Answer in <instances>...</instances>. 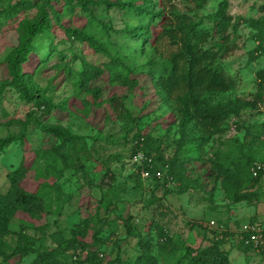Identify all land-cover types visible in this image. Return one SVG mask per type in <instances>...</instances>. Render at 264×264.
I'll use <instances>...</instances> for the list:
<instances>
[{
  "label": "rangeland",
  "instance_id": "1",
  "mask_svg": "<svg viewBox=\"0 0 264 264\" xmlns=\"http://www.w3.org/2000/svg\"><path fill=\"white\" fill-rule=\"evenodd\" d=\"M107 1L112 6L106 7L102 3L88 5V14L87 11L79 12L77 7L69 12L68 8H64L63 1L55 4L58 22H54L53 15L50 16L54 23L51 30L48 35L39 39L26 63L21 66V72L26 73V78H30L28 88L34 99L45 100L53 106L61 103L62 108L55 107L48 115L39 118L42 110L36 111L32 102H26L22 98V91L5 87L0 93V138L17 136L21 133L20 123L28 125L21 140L0 150V193L8 188L6 175L23 161L24 149L26 155H29L30 150L47 151L59 145L55 137L39 131L35 126L37 121L42 125L66 129L74 137V141L62 149L65 162L55 164L57 170L61 169L63 163L67 164L60 171L58 180L48 179L43 175L35 178L32 174L27 175V182L34 185L40 180L45 181L54 190L60 191L61 195H70V200L59 202V214L55 215L50 209L36 222L35 226L42 225L44 228L42 236L33 230V226L23 223L21 227H24V235L36 238L32 248L37 251L49 250L55 247L52 236L56 233L69 239L70 232L81 230L83 223L90 230L93 223L96 228L99 226L98 221L104 219L106 222L102 223L99 235L103 240V245L99 248L102 253L100 264L113 260L115 256L120 260H133L136 238L127 237L122 224L126 217H131L134 232L142 235L154 221L164 228L166 235L171 237V242L176 244L177 250L170 256L166 254V249L159 256L161 264H174V257L182 253L184 247L203 249L213 242L218 243L219 249L226 252L228 264H264V173L254 182L252 178L256 175L250 173L251 179L246 177L243 189L239 192L248 197L237 203L226 198L218 183L207 178V171L211 168L209 161L213 157L220 164L247 158L264 167V88L256 109L238 110L227 118L219 131L203 138L197 148L191 146L188 140L198 137L192 123L176 116L175 108L162 100V96L153 90L149 77L146 76L147 70L152 67V76L161 75L165 68L162 61L147 47L144 48V54H141V44L130 41L132 38L123 33L125 27L135 25L136 18L150 16L151 20L147 24V37L150 41L163 15L159 0H133L141 11L127 17L122 16V10L115 4L128 0ZM222 1L226 3V13L233 18L232 27L228 30L231 51L220 61L230 88L224 94L206 95L202 97V101L208 107L226 106L227 109L228 103L235 100H256L254 76L256 71L264 70V35L260 36L256 29L249 28L248 22L264 19V0H206L196 9L181 0H174L171 4L176 14L185 13L200 27L207 29L210 27V16ZM16 2L17 0H0V11L7 10ZM34 13L35 9L32 8L7 20H0V81L7 78L1 62L16 44L17 23ZM90 15L110 27L106 33L107 38H103L109 42L111 49L124 54L135 48L134 53L138 55L135 62L126 58L124 60L132 68L127 78L135 80L136 84L109 81L104 71L98 79L89 83L90 87H98L100 90L96 99H92L90 94L77 92L76 75L83 62L105 69L108 60L93 53L85 43L70 42L66 36V29H81ZM144 37L137 36L134 39L140 41ZM206 47L215 48L214 41ZM160 49L170 51L165 42L161 43ZM110 97L121 100L125 111L124 120H118L108 108L106 100ZM232 123H235L236 129L234 133H229L227 129ZM134 137L142 140L151 137L155 140L160 153L156 158L160 156L162 162L174 155H178L179 159H186L188 163L185 162L183 166L191 179L190 183L187 182L189 185H186L184 176L181 179L177 175L179 169L174 170L173 182L166 187L157 184L158 187L151 189L147 184L148 180L142 182L133 176L136 172L129 165V160ZM192 149L198 150L193 152ZM74 155L78 156L80 163H86V179L90 180L88 185L73 176L68 169L75 166ZM30 157L32 159V154ZM105 170L108 173L102 176ZM54 193L50 196L53 197ZM101 196L117 207L120 218L109 211L104 212L103 207L96 209V201ZM243 224L256 225L263 235L262 243L257 249L241 247L238 229ZM18 225L17 220L11 222L10 228L15 234L5 238L6 254L17 242L23 243L17 235ZM152 239L153 253L157 255V243L160 241H156L154 237ZM83 242L90 243V231L85 232ZM71 248L62 251L64 262L70 257L73 251ZM33 258L32 254L20 260L13 257L5 264H30ZM0 264L3 263L0 261Z\"/></svg>",
  "mask_w": 264,
  "mask_h": 264
},
{
  "label": "trees",
  "instance_id": "2",
  "mask_svg": "<svg viewBox=\"0 0 264 264\" xmlns=\"http://www.w3.org/2000/svg\"><path fill=\"white\" fill-rule=\"evenodd\" d=\"M59 1L64 2V8H68L69 12L77 7L79 12L84 13L87 11V14L89 12V9H87L88 5L94 6L96 3H102L106 7L112 6L111 2L107 0H17L7 10L0 11V20H7L21 11L35 9V13L31 17H24L17 23L16 44L1 62L5 67L7 78L0 81V93L5 87H14L22 91V98L26 102H32L37 108L36 111L42 110L39 118L48 115L55 107L59 108L61 106L62 108L63 104L58 103L53 106L45 100H35L28 88L30 78H26V73L21 72V66L26 63L28 55L34 50L39 39L48 35L51 30L54 23H52L50 16L53 15L55 18L54 22H58L59 15H57L58 11L55 9V4H59ZM135 1L116 2L115 5L122 10L123 17L133 16L135 12L141 11ZM173 1L159 0L163 15L160 17L157 23L158 27L150 41L147 37V24L151 20L150 16L144 19L136 18L135 25L133 27H125L123 33L128 38H132L129 39L130 41L141 44V54H144V48L147 47L153 55L162 61V65L165 68L161 75L152 76V67L147 70L146 76L149 77L153 90L162 96V100L170 103L175 108L176 116L183 121L192 123L193 128L198 133V137H192L188 142L191 146L197 148L203 138L219 131L230 115L236 114L240 109H256L259 106L260 93L264 88V70L255 72L256 100H235L232 103H228L229 108L227 109L226 106L208 107L203 104L202 97L212 94H224L230 88L228 78L221 67L220 61L231 51V37L228 30L232 27L233 18L226 13V3L222 1L219 3L217 10L210 16V27L205 29L200 27L187 14H176L171 4ZM181 1L196 9L204 4L206 0ZM248 27L256 29L257 34L260 36L264 35V19L261 21H250L248 22ZM109 30L110 27L108 25L96 20L91 15L81 29H66V36L70 42L85 43L93 53L108 60L105 63V69L83 62L80 71L76 75L77 92L90 94L92 99L99 97L100 90L98 87H90L89 83L98 79L104 71L107 73L109 81H114L118 84L127 82L133 85L136 84L135 80L127 78V74L131 72V67L127 65V62H124L125 58L127 60L130 59L131 62L137 60L138 55L134 53L135 48L129 49L124 54H121L118 50L111 49L109 42L105 39ZM135 32H137L136 35ZM137 36L145 37L138 41V39H134ZM213 41L215 48H207L206 45ZM162 42H165L170 51H162L160 49ZM112 52L113 55L111 56ZM106 102L108 108L118 120H124L125 111L121 100L110 97ZM29 116L28 114L27 117ZM20 125L21 133L19 135L0 138V150L24 137L28 125L23 122ZM35 126L44 135L55 137L59 145L51 147L47 151L31 152L30 150L28 151L29 155H26L27 152L24 149L23 161H20L18 166L6 175L8 188L4 193H0V261L5 264L13 257L20 260L24 256L32 254L34 258L30 264H100L102 253L99 252V248L103 245V240L99 235L102 223L106 222L104 219L98 221L99 226L96 228L95 223H93L89 228L90 230H87L86 223H83L81 230L70 232L71 237L69 239L62 238L56 233L52 236V239L54 238L53 241H55V247L49 250L37 251L32 248L36 238L31 239L32 237L24 235V227H21L23 223L33 226V230L42 236L44 228L42 225L35 226L36 222L42 219V215L44 216L50 209L55 215L59 214V202H68L71 197L70 195H61L60 191L54 190L53 186L45 181L40 180L34 185L27 182V175L30 174L34 178L43 175L48 179L58 180L61 175L60 171L67 164L63 163L60 170L56 169L55 164L65 162L62 149L74 141V137L70 135L69 131L61 127L42 125L39 121L36 122ZM230 126L234 127L235 132V123L228 126L227 132ZM135 140H138V137H134L131 142ZM141 145L142 152L152 158V165L149 169L151 177L146 179L151 189L155 188L157 184L162 187L172 184L175 169L180 170V172H176L181 179L184 176L186 183L191 182L183 166L187 162L186 159H179L178 155H174L171 159L162 162L160 156L156 158V155H160V153L157 151L156 141L151 137L142 140ZM59 149L60 152H58ZM134 150L135 147L131 144V155ZM197 150L192 149L193 152ZM31 154L32 159L30 157ZM194 159L197 161L196 158ZM80 162L78 156L74 155L75 166L68 169L71 170L73 176L88 185L90 180L88 179L87 181L86 179V163ZM209 162L211 168L210 171H207V178L218 183L223 195L232 202L245 201L248 195L239 191L243 189L246 177L250 178V169L257 162L246 158L243 161L236 160L220 164L215 157ZM38 164H42L41 167H38ZM156 169L163 171L162 178L155 179L153 177V171ZM107 173L105 170L102 176ZM262 173H264V170L257 171L252 181L254 182ZM135 174L133 176L143 182L138 173L136 172ZM128 175H131V173ZM109 177L110 175H108ZM167 178H170V182H168ZM189 183L186 185H189ZM52 192H55L53 197L50 196ZM100 207L104 208V212L109 211L114 213L116 218H120L117 213V207L112 206L103 196L96 201V209ZM14 220L19 221L17 235L23 243L17 242L14 248L6 254L5 248L7 245L5 238L10 234H15L10 228L11 222ZM122 224L126 236H134L136 238L135 256L133 260H120L118 256H115L113 260H108L104 264H161L159 256L165 252V249L168 251L166 253L168 256L177 250L176 244L171 242V237L166 235L164 228L157 225L154 221L142 235L134 232L135 228L132 226L131 217H126ZM86 231H90V243L88 244L83 242ZM153 237L156 241H160L157 243L158 256L153 253ZM240 244L243 249L250 248L242 243ZM69 248L73 251L68 261L64 262L61 257L62 251ZM81 255L82 258H80ZM184 263L228 264V261L226 252L221 251L218 243L213 242L203 249L184 247L182 253L180 252L179 255L174 257V264Z\"/></svg>",
  "mask_w": 264,
  "mask_h": 264
},
{
  "label": "built area",
  "instance_id": "3",
  "mask_svg": "<svg viewBox=\"0 0 264 264\" xmlns=\"http://www.w3.org/2000/svg\"><path fill=\"white\" fill-rule=\"evenodd\" d=\"M229 133L234 132V127L230 126ZM141 142L142 139H138L132 142L133 147H135L134 153L131 155L129 160V165L134 168V170L138 173L139 177L142 180L148 179L151 174L149 173V169L152 165V158L148 155H145L141 150ZM264 170V167L255 163L251 169L250 173L255 176L257 171ZM153 177L155 179H160L163 176L162 170H154ZM168 182H170V178H167ZM262 235L260 230L256 225L252 224H243L239 226L238 229V240L244 246L250 247L252 249H257L262 243Z\"/></svg>",
  "mask_w": 264,
  "mask_h": 264
}]
</instances>
